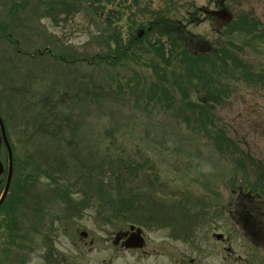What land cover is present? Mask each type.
<instances>
[{"label":"rangeland","instance_id":"1","mask_svg":"<svg viewBox=\"0 0 264 264\" xmlns=\"http://www.w3.org/2000/svg\"><path fill=\"white\" fill-rule=\"evenodd\" d=\"M32 2L0 0L22 17L20 55L3 45L0 70L22 122L26 214L0 223V264H264L234 211L264 194V0H225L228 25L182 31L213 1L51 0L41 18ZM129 224L144 250L114 243Z\"/></svg>","mask_w":264,"mask_h":264},{"label":"flooded vegetation","instance_id":"2","mask_svg":"<svg viewBox=\"0 0 264 264\" xmlns=\"http://www.w3.org/2000/svg\"><path fill=\"white\" fill-rule=\"evenodd\" d=\"M0 25L2 26L0 32H5L3 25H6V22L4 20L0 21ZM3 35L5 34L0 35V52L4 47L1 45V36ZM16 43L17 40H15V44ZM12 50L15 52L19 51L14 46ZM7 89V77L0 70V196L4 190L7 189L4 201L11 196L12 188H14V185L17 183L22 170L20 156L22 144L20 135L22 125H20L21 121L17 115L18 109L15 106L14 99H12V94L8 93L7 95ZM260 214H262V212ZM252 222L253 221H247L246 225H249ZM253 223L255 224L256 230L262 232V229L264 228V219L262 216L259 219L254 220ZM246 237L248 238L247 235ZM220 239L222 240L223 238ZM122 241L123 239L121 238L116 244L121 243ZM189 261L191 264H202L199 256L196 258H189Z\"/></svg>","mask_w":264,"mask_h":264},{"label":"water","instance_id":"3","mask_svg":"<svg viewBox=\"0 0 264 264\" xmlns=\"http://www.w3.org/2000/svg\"><path fill=\"white\" fill-rule=\"evenodd\" d=\"M219 17L222 20L227 21L230 18V13L228 11H225L224 9H222L219 12ZM131 228L133 229V227H131ZM142 243H143V239L140 235L139 229H136L135 232L131 233L124 242L125 246L129 247V248L141 247Z\"/></svg>","mask_w":264,"mask_h":264}]
</instances>
